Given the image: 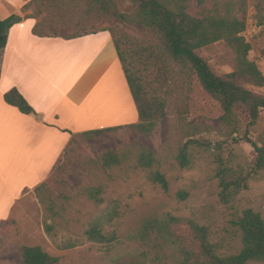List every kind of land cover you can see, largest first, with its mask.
I'll return each mask as SVG.
<instances>
[{
  "label": "rangeland",
  "instance_id": "obj_1",
  "mask_svg": "<svg viewBox=\"0 0 264 264\" xmlns=\"http://www.w3.org/2000/svg\"><path fill=\"white\" fill-rule=\"evenodd\" d=\"M213 1L191 0L190 11L199 12ZM113 8L125 16L134 14L129 0H115ZM27 10L23 13L35 16L39 33L70 37L112 31L125 41L132 55L129 69L145 97L163 101L165 115L158 119L149 137L128 127L103 132L98 137L75 136L44 181L47 194L59 204L57 217L45 214L34 189L18 200L10 219L0 223V264H19L18 247L22 244L41 246L59 258L57 264H112L116 258L141 251L134 236L142 220L151 214L191 218L208 228L220 254L237 252L240 239L236 221L242 210L251 208L264 218V170L249 177L248 187L228 203L221 200L217 172L221 160L229 166L231 175L247 172L255 156L248 139L264 144V110L252 125H247L242 109L235 111L237 124H222L219 103L202 89L188 64L170 57L150 30L103 13L92 0L47 1ZM253 14L249 6L240 35L250 44L248 60L264 76V25L258 26ZM196 53L214 74L225 77L234 72L236 85L264 96V84L259 86L238 72L237 53L224 41L200 47ZM193 140L203 145L190 143ZM184 145L192 165L182 168L176 157ZM142 148L150 149L154 157L149 168L136 164ZM108 150L121 155V162L103 168L97 161ZM153 171L165 176L167 190L151 180ZM87 187H100L99 202L85 196ZM179 190L187 192L185 199L176 196ZM106 217L111 220L102 231L115 237L109 247L91 242L84 235L89 223ZM44 221L52 223L50 234L44 231Z\"/></svg>",
  "mask_w": 264,
  "mask_h": 264
},
{
  "label": "trees",
  "instance_id": "obj_2",
  "mask_svg": "<svg viewBox=\"0 0 264 264\" xmlns=\"http://www.w3.org/2000/svg\"><path fill=\"white\" fill-rule=\"evenodd\" d=\"M47 1L53 2L54 0H29L22 6V10L29 9L35 3L44 4ZM92 1L105 14L116 16L122 21L129 20L147 28L157 36L160 44L170 57L188 64L195 73L202 89L219 103L222 110L220 116L222 124L226 126L237 124L235 111L239 109L244 111L248 120L247 125L256 122L260 112L264 110V96L256 95L236 85L233 82L236 75L234 72L227 74L225 77L214 74L205 60L196 53V49L216 41H224L233 47L237 53L238 72L248 76L253 83L259 86L264 84V76L256 64L247 58L250 44L240 35L245 29L249 6L254 11L253 18L256 24L258 26L264 25V0H214L210 7L196 13L190 11L189 4L191 0H129L134 6L132 16H125L116 11L113 8L115 0ZM198 3H201V0H198ZM30 17L35 18L33 15L22 17L18 13H12L0 20V64L9 29L21 22L23 18ZM32 31L34 34L41 35L37 31V24ZM107 31L110 33L116 49L138 120L130 124L77 133L70 132L71 139L67 146L75 136L83 138L98 137L103 132L115 131L123 127H128L144 137H149L158 119L165 115V103L159 100L150 101L147 99L141 85L130 71L129 65L131 64L130 57L132 55H129L128 48L124 46L125 41L117 38L112 31ZM71 37L74 36L65 38ZM262 54L264 56V49ZM3 100L22 114L37 115L34 108L15 87L4 92ZM234 131H236V128ZM244 138L248 139L245 135ZM233 140L236 139L233 138ZM248 141L253 146L255 156L245 174L231 175L229 166L221 160L217 177L221 187L220 197L224 203H228L240 190L248 187L247 179L249 177L264 170V144L259 145L249 139ZM190 143L198 146L203 145L198 140L190 141ZM67 146L64 148L63 153ZM176 160L182 168L192 165L186 145L180 149ZM135 161L138 166L149 168L154 163V157L150 149L142 148ZM120 162L121 155L110 150L102 153L97 161L103 168L119 165ZM150 178L164 190H167L168 182L162 173L153 171ZM46 189V184L42 182L34 188V192L43 205L45 214L54 219L58 215L59 204L52 196L47 194ZM100 192V187H87L84 189L85 196L95 203L101 200ZM176 196L185 199L187 192L179 190ZM110 220V217L93 220L84 230V235L91 242L109 247L115 237L112 234L103 232L102 229L103 225ZM236 225L239 230L240 248L235 253L224 255L220 254L216 245L211 242L209 230L206 226L191 218L171 214H151L142 220L134 236L141 247V251L134 255L116 258L112 264H248L250 262L264 264V218L259 212L246 208L242 210ZM43 227L47 234H50L53 229L52 223L46 221L43 222ZM18 253L20 257L19 264H57L59 260L57 256L51 255L39 245L22 244L18 247Z\"/></svg>",
  "mask_w": 264,
  "mask_h": 264
},
{
  "label": "crops",
  "instance_id": "obj_3",
  "mask_svg": "<svg viewBox=\"0 0 264 264\" xmlns=\"http://www.w3.org/2000/svg\"><path fill=\"white\" fill-rule=\"evenodd\" d=\"M27 1L0 0V18L12 13L28 15L23 13L27 9L22 10ZM36 24L30 17L13 25L1 56L0 223L10 219L18 200L46 181L71 139L70 132L138 120L107 30L65 38L34 34ZM12 87L36 116L22 114L4 102V92ZM114 89L124 96L123 105L102 108L97 104Z\"/></svg>",
  "mask_w": 264,
  "mask_h": 264
},
{
  "label": "bare ground",
  "instance_id": "obj_4",
  "mask_svg": "<svg viewBox=\"0 0 264 264\" xmlns=\"http://www.w3.org/2000/svg\"><path fill=\"white\" fill-rule=\"evenodd\" d=\"M112 78H113V75H112ZM112 80V79H111ZM110 80V81H111ZM112 81H114V83H115V80L113 79ZM113 83V84H114ZM110 84H111V82H110ZM115 85V84H114ZM111 85H109V87H110ZM113 87V85L110 87V89H113L112 88ZM116 88V87H115ZM117 88H118V90H119V92H122V91H120V88H119V86L117 85ZM123 93V92H122ZM124 94V93H123ZM120 93H118L117 92V90L115 91V89L114 90H111L110 92H108L106 95H105V99H103V101L102 102H99V103H97L98 105H100L102 108H105V107H109V106H111V107H117V106H121V105H123V101H124V99L122 100V98L124 97L123 95H121Z\"/></svg>",
  "mask_w": 264,
  "mask_h": 264
}]
</instances>
